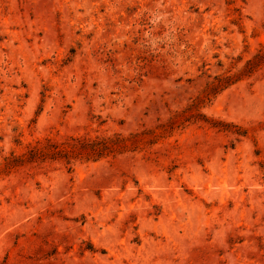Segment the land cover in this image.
Listing matches in <instances>:
<instances>
[{
    "label": "rangeland",
    "instance_id": "1",
    "mask_svg": "<svg viewBox=\"0 0 264 264\" xmlns=\"http://www.w3.org/2000/svg\"><path fill=\"white\" fill-rule=\"evenodd\" d=\"M0 264H264V0H0Z\"/></svg>",
    "mask_w": 264,
    "mask_h": 264
}]
</instances>
